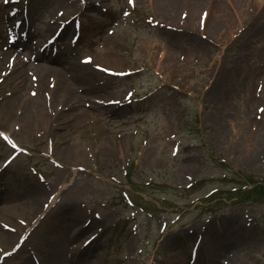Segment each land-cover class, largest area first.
<instances>
[{"label":"rangeland","instance_id":"1","mask_svg":"<svg viewBox=\"0 0 264 264\" xmlns=\"http://www.w3.org/2000/svg\"><path fill=\"white\" fill-rule=\"evenodd\" d=\"M1 23L0 207L34 215L0 264L21 230L6 264H264V0H0Z\"/></svg>","mask_w":264,"mask_h":264},{"label":"bare ground","instance_id":"2","mask_svg":"<svg viewBox=\"0 0 264 264\" xmlns=\"http://www.w3.org/2000/svg\"><path fill=\"white\" fill-rule=\"evenodd\" d=\"M193 1H196V0H193ZM22 15V13H21ZM28 16L25 17V20H20L19 22H15L13 23L11 26L13 27H17V26H20V25H24L26 26L27 22H28ZM4 19L6 20L7 17L5 16ZM6 23H1L0 24V28H3L5 26ZM28 42V40H24V43L25 42ZM47 47L49 46V44H46ZM21 47H23V45H20ZM46 50H48L49 52H46ZM13 53V52H12ZM55 51H53L52 48L50 49H43V51H40L39 53L37 52L36 54H33L32 57L30 58L31 60H41L42 62L46 63V64H51V63H58L57 61L60 60L59 57H56L54 55ZM21 54V53H20ZM21 57H22V54H21ZM19 59H20V56H15V59L12 61V65L14 68L15 66H19ZM2 61V60H1ZM8 61H10V58L8 59ZM18 61V63L16 62ZM11 65V66H12ZM41 66H44L41 64ZM67 67V66H66ZM66 67H64V69H66ZM52 70L49 71V73H54V75H58V71L57 69H59L57 66H53V67H49ZM43 71H47V69H43L41 68ZM41 71V70H40ZM42 72V71H41ZM63 72H66V71H63ZM61 188H64V186H61ZM58 193V192H57ZM0 199H3L2 197H0ZM55 199V197H54ZM54 199L52 197V201L49 202V204H53L54 203ZM34 215V212L31 213L30 211H26V209H24V207H21L20 205H12L10 204L9 206H1L0 207V229H4L3 226H2V222L4 221V218L5 217H8L10 218L12 221H16V220H24V217L26 220L32 218V216ZM38 213H35V216L34 218L32 219V224L33 226L36 224L37 222V217ZM10 225V224H9ZM77 232L80 230V229H76ZM26 232H22V230L19 232L18 236L14 239H16L13 244H11L9 246V248H12L11 250L13 252H9L7 253V255L4 256L5 260L3 261L5 264L8 262V259L11 258V257H14V254L16 255L17 252L19 251L20 248H22L24 245H25V242H23V244L21 246H19L18 248L17 245L23 241V235H25ZM61 234V237L59 239H63V235L65 234L67 236V238L69 239L71 236H72V233L73 231L71 230V228L69 227V224L67 225H64L63 226V229L59 232ZM28 239V237H27ZM26 239V240H27ZM66 249V252L68 253L70 251V248L67 246V243L63 244V250ZM10 250V251H11ZM64 261V259H63ZM65 263V261H64ZM17 264H59L56 260H53V259H45V258H41L40 255H39V252H35L34 254H32L31 256V259L29 261H26V259H23L22 262H18Z\"/></svg>","mask_w":264,"mask_h":264},{"label":"trees","instance_id":"3","mask_svg":"<svg viewBox=\"0 0 264 264\" xmlns=\"http://www.w3.org/2000/svg\"><path fill=\"white\" fill-rule=\"evenodd\" d=\"M252 184H255V183H252ZM258 191H264V186H259V187L255 186V187L253 188V190L250 191V192H248V193L251 194V193H256V192H258Z\"/></svg>","mask_w":264,"mask_h":264},{"label":"snow or ice","instance_id":"4","mask_svg":"<svg viewBox=\"0 0 264 264\" xmlns=\"http://www.w3.org/2000/svg\"><path fill=\"white\" fill-rule=\"evenodd\" d=\"M5 2H8V0H5ZM81 2H83V0H81ZM129 2L131 3L132 0H129ZM85 62H89V61L86 60Z\"/></svg>","mask_w":264,"mask_h":264}]
</instances>
